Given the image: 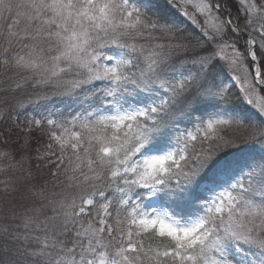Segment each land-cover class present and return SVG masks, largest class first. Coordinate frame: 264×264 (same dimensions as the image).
Segmentation results:
<instances>
[{
	"label": "snow or ice",
	"instance_id": "1",
	"mask_svg": "<svg viewBox=\"0 0 264 264\" xmlns=\"http://www.w3.org/2000/svg\"><path fill=\"white\" fill-rule=\"evenodd\" d=\"M0 264H264V0H0Z\"/></svg>",
	"mask_w": 264,
	"mask_h": 264
},
{
	"label": "trees",
	"instance_id": "2",
	"mask_svg": "<svg viewBox=\"0 0 264 264\" xmlns=\"http://www.w3.org/2000/svg\"><path fill=\"white\" fill-rule=\"evenodd\" d=\"M58 107H63V105H58ZM29 111H31V110H29ZM145 239H146V242H147V237Z\"/></svg>",
	"mask_w": 264,
	"mask_h": 264
}]
</instances>
